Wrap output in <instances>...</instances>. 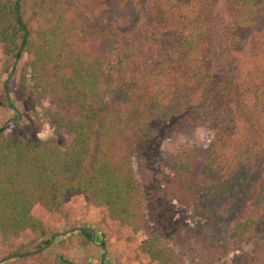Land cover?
<instances>
[{
    "label": "trees",
    "instance_id": "trees-1",
    "mask_svg": "<svg viewBox=\"0 0 264 264\" xmlns=\"http://www.w3.org/2000/svg\"><path fill=\"white\" fill-rule=\"evenodd\" d=\"M0 50L28 56L52 126L71 133L61 148L0 125L3 240L43 235L42 216L81 193L129 241L144 235L148 264H185L133 169L158 109L178 138L157 154L165 196L197 209L242 167L215 211L220 242L252 239L249 264H264V0H0Z\"/></svg>",
    "mask_w": 264,
    "mask_h": 264
},
{
    "label": "rangeland",
    "instance_id": "rangeland-1",
    "mask_svg": "<svg viewBox=\"0 0 264 264\" xmlns=\"http://www.w3.org/2000/svg\"><path fill=\"white\" fill-rule=\"evenodd\" d=\"M28 56L21 53L13 61L0 50V125L18 111L17 120L8 121L7 131H15L26 140L53 139L57 146L65 147L71 139L66 130L56 131L48 117L50 101L35 90L28 80L26 62ZM12 74L4 84L6 76ZM172 105L169 111H175ZM167 110L154 109L141 139L135 144L133 169L142 185L143 210L151 223H156L176 253L182 254L185 264H249L254 240L248 239L238 246L226 248L220 242L223 226L215 211L226 195L237 175L238 168L230 179L219 187L214 200L201 201L197 209H185L178 201L165 196L157 173V154L172 149L178 138L167 135L174 119L167 117ZM45 232L35 234L25 243L20 237H0V264H99L102 249L90 243V235L67 233L57 236L41 250L40 242L56 232L83 230L84 226L95 229L94 242L103 243L106 253L102 264H148L146 254L138 248L144 238L142 233L129 241L124 232L105 225L101 210L91 205L81 193L71 194L57 211L42 216ZM88 236V237H87ZM27 253L26 255H18ZM154 264V263H152Z\"/></svg>",
    "mask_w": 264,
    "mask_h": 264
},
{
    "label": "water",
    "instance_id": "water-1",
    "mask_svg": "<svg viewBox=\"0 0 264 264\" xmlns=\"http://www.w3.org/2000/svg\"><path fill=\"white\" fill-rule=\"evenodd\" d=\"M16 61V58L14 59L13 61V64H12V69L14 67V63ZM12 69L10 70L9 74L6 76V78L4 79L3 81V84H2V88H4V84L6 83V81L8 80V78L10 77V75L12 74ZM6 100H7V103L8 105L10 106V108H12V110H14V112L16 113V116L15 117H10V118H7V120L1 125L2 127L5 125L6 122L8 121H12V120H17L19 117H20V114L18 113V111L11 105L10 101H9V97L8 95L6 94ZM84 230H86L87 232H89L90 234V242L92 244H95L96 246L100 247L102 249V254L101 256L99 257V264H102V259H103V255L106 253V249L104 247V244L103 243H97V242H94V230L91 228V227H83ZM70 230H65V231H60V232H56L54 233L49 239L48 241L40 248H38L37 250H41L42 248L48 246L55 237L57 236H60V235H63L65 233H68ZM27 253H19L18 255H26Z\"/></svg>",
    "mask_w": 264,
    "mask_h": 264
},
{
    "label": "crops",
    "instance_id": "crops-1",
    "mask_svg": "<svg viewBox=\"0 0 264 264\" xmlns=\"http://www.w3.org/2000/svg\"><path fill=\"white\" fill-rule=\"evenodd\" d=\"M84 227H88V226H84ZM83 229V228H82ZM93 229V228H92ZM68 230H70L69 232L70 233H76V232H78V233H82L81 235H83V236H85V234L83 233V232H85L86 230H71V229H68ZM94 230V237H95V235H96V231H95V229H93ZM65 231V230H64ZM68 232V233H69ZM87 232V231H86ZM89 233V232H88ZM66 235H67V233H65ZM90 235V234H89ZM88 237V236H87ZM91 243V242H90ZM92 244V243H91ZM94 245V244H93ZM96 246V245H95Z\"/></svg>",
    "mask_w": 264,
    "mask_h": 264
},
{
    "label": "flooded vegetation",
    "instance_id": "flooded-vegetation-1",
    "mask_svg": "<svg viewBox=\"0 0 264 264\" xmlns=\"http://www.w3.org/2000/svg\"><path fill=\"white\" fill-rule=\"evenodd\" d=\"M103 260V259H102Z\"/></svg>",
    "mask_w": 264,
    "mask_h": 264
}]
</instances>
